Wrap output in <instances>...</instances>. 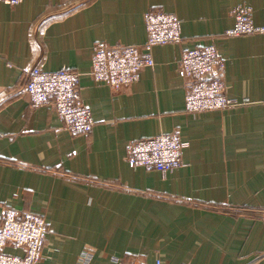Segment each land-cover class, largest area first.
I'll use <instances>...</instances> for the list:
<instances>
[{
    "label": "crops",
    "instance_id": "crops-1",
    "mask_svg": "<svg viewBox=\"0 0 264 264\" xmlns=\"http://www.w3.org/2000/svg\"><path fill=\"white\" fill-rule=\"evenodd\" d=\"M240 7L264 27V0L0 3V219L7 208L46 218L39 264L85 252L93 264H264V32L227 35ZM149 10L177 15L182 41L154 46V66L121 90L94 81V44L142 45ZM209 44L237 105L190 114L180 59ZM34 65L80 73L89 133L68 131L54 104L33 106L22 88ZM171 132L189 144L183 166L128 162L133 140Z\"/></svg>",
    "mask_w": 264,
    "mask_h": 264
},
{
    "label": "built area",
    "instance_id": "built-area-1",
    "mask_svg": "<svg viewBox=\"0 0 264 264\" xmlns=\"http://www.w3.org/2000/svg\"><path fill=\"white\" fill-rule=\"evenodd\" d=\"M23 0H0L17 5ZM236 24L227 35L264 32L254 24L252 10L240 7L235 10ZM147 39L142 45H110L97 41L93 46L90 75L94 81L121 90L140 78L145 67L155 64L152 48L156 45L180 43L181 21L174 13L149 10L145 15ZM225 62L214 44L185 49L180 59L179 72L187 81L185 111L200 114L211 110H226L237 105L227 94L224 77ZM80 73L70 69L47 71L34 65L26 75L22 91L32 104L39 107L54 104L56 111L72 134L89 133L95 120L79 91ZM178 132L159 133L133 140L128 146L127 160L132 166L173 171L184 165L183 151L188 147ZM46 218L31 211L7 208L0 219V264H39L46 237ZM11 245L25 249L22 256L12 255L3 248ZM116 264H143L116 257ZM79 264H93L85 252ZM154 264H163L157 260Z\"/></svg>",
    "mask_w": 264,
    "mask_h": 264
}]
</instances>
